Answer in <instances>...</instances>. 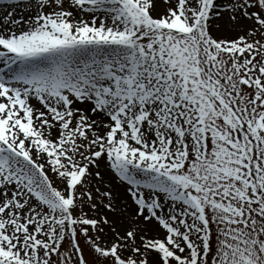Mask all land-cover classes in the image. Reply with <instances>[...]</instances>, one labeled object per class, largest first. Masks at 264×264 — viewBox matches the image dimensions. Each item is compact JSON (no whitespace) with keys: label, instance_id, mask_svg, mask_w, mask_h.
<instances>
[{"label":"snow or ice","instance_id":"1","mask_svg":"<svg viewBox=\"0 0 264 264\" xmlns=\"http://www.w3.org/2000/svg\"><path fill=\"white\" fill-rule=\"evenodd\" d=\"M0 264H264V0H0Z\"/></svg>","mask_w":264,"mask_h":264}]
</instances>
